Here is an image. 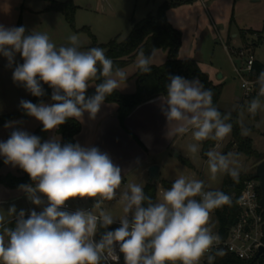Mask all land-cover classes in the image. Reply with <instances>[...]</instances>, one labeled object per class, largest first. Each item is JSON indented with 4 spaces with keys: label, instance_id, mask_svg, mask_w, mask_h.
Listing matches in <instances>:
<instances>
[{
    "label": "clouds",
    "instance_id": "clouds-1",
    "mask_svg": "<svg viewBox=\"0 0 264 264\" xmlns=\"http://www.w3.org/2000/svg\"><path fill=\"white\" fill-rule=\"evenodd\" d=\"M68 40L69 46L57 48L46 33L26 34L24 26L0 24V56L7 59L8 67L15 64L14 83L35 97L45 95L42 82L52 89L51 104L22 99L19 105L45 132L57 130L69 119L82 121L85 113L95 119L106 98L128 78L123 69L114 68L104 49L80 50L75 34ZM155 51L150 55L139 51L136 68L141 73L151 71ZM17 54L22 64H16ZM95 80L101 82L94 85L95 94L87 96ZM168 80L161 112L168 124L176 123V134L191 131L195 142L187 145L188 153L198 154L200 142L222 141L230 135L232 115L222 114L213 105L211 89L204 88L199 79L169 75ZM254 86L256 96L247 104L252 115L264 107V69ZM243 111L241 106V116ZM15 123L10 121L5 128ZM240 123L241 134L248 135L250 130ZM205 155L212 179L221 172L234 181L239 179L235 154L210 149ZM0 157L6 165L28 174L34 186L20 185L19 189L33 205L43 206L40 212L26 213L13 205L7 211L11 220L0 214V264H119L120 254L124 264H202L205 258L207 264H214L224 254L216 247L220 237L212 232L209 221L213 210L231 205L232 197L219 190L205 191L202 180L181 174L154 202L140 183H128L121 190V167L98 147L62 145L56 136L41 142L39 136L18 128L0 141ZM118 190L123 214L116 216L103 205L116 200ZM77 198L92 199V209L64 210L69 200ZM13 220L14 228L9 227ZM117 222L118 228L108 230Z\"/></svg>",
    "mask_w": 264,
    "mask_h": 264
},
{
    "label": "rangeland",
    "instance_id": "rangeland-1",
    "mask_svg": "<svg viewBox=\"0 0 264 264\" xmlns=\"http://www.w3.org/2000/svg\"><path fill=\"white\" fill-rule=\"evenodd\" d=\"M10 1L8 6H1L0 24L17 27V21L21 17L22 26L30 32L46 33L57 48L62 45L69 46L68 38L75 34L79 38L80 50H87L92 44L91 35L95 36L98 43H107L115 38L121 41L129 34L135 22L149 13L155 14L160 5L171 0H73L77 5L73 24L68 23L62 13L45 10L47 0ZM202 1L207 3V8L202 6L203 2L198 1L193 5L176 6L168 14L166 12V16L171 18L174 27L180 32L181 51L189 54L191 58L198 59L202 70L209 72L215 83L222 84L218 107L234 111L243 106V116L239 115L238 123L241 126L242 120L243 126L250 130L245 136L251 138L253 150L264 158V107L255 115L248 113L249 100L243 97L242 76L236 71V68L244 67V58L238 55L242 48L253 53L255 59L264 60V0ZM163 51L167 53V50ZM136 58L131 65H136ZM160 60L155 57L153 62L160 63ZM22 63V58L17 54L16 64ZM7 64V59L0 56V114L17 108L20 105L21 92H28L12 79L15 64L12 67H8ZM126 72L128 81L121 85L122 88L136 83L132 76V68H127ZM243 73L245 74V71ZM92 86L94 87L93 81L90 82L88 90ZM50 99L47 98L46 104H50ZM36 126L37 120L31 117L29 120L21 121L19 129L32 132ZM230 140L231 133L221 141L217 151L225 154L228 148L227 153L235 154L239 162L240 174L253 173L260 160L255 156L237 153L232 147L229 148ZM189 143H184L186 152ZM176 154L178 151H174L162 165L160 180H175L183 174L204 181L205 191L220 189L223 186L225 173H217L215 179H212L207 159L202 156L201 151L196 155L189 153L188 158L193 167L181 163ZM160 180L154 182L159 185ZM157 187L156 200L164 191L160 186ZM118 200L119 197L113 201H105L103 207L116 216L122 215V205ZM93 204L94 201L89 204L90 210ZM87 207L88 205H82L79 208Z\"/></svg>",
    "mask_w": 264,
    "mask_h": 264
},
{
    "label": "trees",
    "instance_id": "trees-1",
    "mask_svg": "<svg viewBox=\"0 0 264 264\" xmlns=\"http://www.w3.org/2000/svg\"><path fill=\"white\" fill-rule=\"evenodd\" d=\"M195 0H171L160 5L155 14H148L140 21L134 23L129 34L121 41L116 38L109 40L107 43H98L94 35L92 37V47L102 48L105 51L107 57L112 59L114 68H122L127 65L135 56L138 55L140 50H143L145 55H150L153 49H165L168 51L167 60L160 65H151V71L149 73H141L138 69L136 73V90L133 93H122L119 90L114 91L110 96L106 98V102H114L118 105V118L120 123H123L126 116L139 104L149 100L158 95L166 96V86L169 83V75H179L188 80L199 79L202 82L204 88L211 89L213 92V105L222 113H231L232 118L229 123L233 125L231 132V140L228 143L229 148H234L237 153H243L247 156H255L259 160H262L258 153L252 148V140L250 137L241 134V126L238 123L240 109L234 111L223 110L218 107V102L222 93L223 86L221 83H214L209 74L202 70L198 61L194 59H181L178 57V50L181 45L180 32L173 27L166 16V12L169 8L176 7L182 4L191 3ZM77 9V5L73 0H53L47 5V11H58L62 13L68 23L73 24L74 14ZM22 26L21 17L17 21V27ZM26 29V28H25ZM31 33L26 29V34ZM264 69V62L255 59L250 72V78L256 79L260 71ZM94 85L100 83V80L93 81ZM42 87L45 90L43 97H35L29 95L25 100L31 101L34 104L43 102L47 98H51L52 89L43 84ZM95 94V87L87 91V96ZM255 96L252 97V99ZM28 117L24 111L18 106L10 112L0 114V125H3L12 120H24ZM257 117V116H256ZM43 125L40 123L36 129L31 133L39 136L41 142L46 140L47 133L42 130ZM81 124L78 120L69 119L65 124L59 126L57 131L62 135L61 144L76 143L75 135L80 131ZM202 156L207 159L205 155L212 147L215 146L216 141L207 140L201 142ZM229 149L226 148L225 152ZM180 161L189 167H192L189 160L180 157ZM4 163V158L0 157V166ZM250 174H240L238 180H233L229 175L225 173L223 179V186L220 189H208L207 191H223L224 193L232 197L231 205H224L217 208L211 213V227L217 231L222 237L226 236L230 226L236 221L239 214V207L237 203V197L242 190L245 180ZM174 180H160L161 187L165 190L170 189ZM0 183L7 187H19L20 185L33 184L27 173L24 171L21 175L6 174L0 175ZM144 192L146 195L152 197L153 201H156L158 187L156 182L149 181L144 186ZM120 226L119 222L111 225L108 230H114ZM9 227H15V221L13 220ZM103 231V230H101ZM96 239H99L97 235ZM123 257V255H122ZM207 264V263H205ZM214 264H256V261H245L233 254L225 253L222 256H217Z\"/></svg>",
    "mask_w": 264,
    "mask_h": 264
},
{
    "label": "crops",
    "instance_id": "crops-1",
    "mask_svg": "<svg viewBox=\"0 0 264 264\" xmlns=\"http://www.w3.org/2000/svg\"><path fill=\"white\" fill-rule=\"evenodd\" d=\"M198 1L201 3L203 2L202 0H195L191 3L182 4L177 7L193 5ZM10 2V0H0V11L2 10L1 6L6 7L10 4ZM49 2L50 1L47 0V5ZM202 6L207 8L208 5L206 2H203ZM174 8L175 7L169 8L167 10V14ZM167 19L174 27V23L168 15ZM181 50L182 45L178 50L179 58L194 59L198 61V59L191 58L189 54L184 53ZM167 53L163 51V49H156L153 59L155 57L159 58L161 59V62H152V65H160L164 63L167 60ZM136 57L137 56H135L127 65L121 68L125 72L127 68H132V76L135 78V82L138 69L136 68V65L131 64ZM259 61L264 62V60ZM207 73L209 74V72ZM121 85L123 86L124 84ZM122 86L120 89H118L122 93H133L136 90V83L135 85H131L127 88H122ZM29 95V92H21L19 101L22 99L25 100V98H27ZM163 99H166V96L158 95L142 102L126 116L123 123H120L118 118V105L114 102L106 101L101 106L100 112L96 115L95 119H90L88 113H85L83 120L79 121L81 124V129L75 135L76 143H79L84 147L95 146L98 147L101 152H106L109 154L113 163L120 166L122 169V175L124 176V179L121 185V190H123L128 183H140L144 187L150 181L148 168L152 164L159 165L161 178L162 165L164 162H166V160H168L174 151H178L176 157H178L179 161L180 157L189 160V153L186 152L184 143L195 142L192 139L191 131L184 135L175 133L176 123L172 122L168 124L165 116L161 112V102ZM47 101L48 100L45 99L43 103H46ZM51 103H53L52 100L50 101V104ZM29 118L31 117L28 116L24 120H12L11 122H16L12 128H5L6 123L0 125V141H6L13 130L17 128L19 129L21 121L24 122L29 120ZM39 124L40 122L37 121V126ZM32 132L29 133L31 134ZM53 136L58 137L60 141L62 140V135L57 132V130L48 132L46 140ZM220 146L221 141H216L215 146L211 149L217 150ZM201 149L202 144L200 146V151ZM226 153L227 152H225V154ZM189 162L191 163L190 160ZM22 172L23 170L18 166L12 167L11 165H6L5 163L0 166V175L2 176L6 174L21 175ZM34 183L35 182H33V186ZM157 186L161 187V184ZM119 191L120 190H118L117 197H119ZM41 198L46 201L45 197L42 196ZM68 202L73 207L79 208L82 205H88L89 207V204H91L93 200L77 198L69 200ZM13 205H15L17 211L24 209L26 213L33 209L37 212H40L42 211L43 207H37L33 205L30 199H28L26 194L21 191L19 187L11 188L0 183V214L5 215L6 220H11V216L8 215L7 211Z\"/></svg>",
    "mask_w": 264,
    "mask_h": 264
},
{
    "label": "built area",
    "instance_id": "built-area-1",
    "mask_svg": "<svg viewBox=\"0 0 264 264\" xmlns=\"http://www.w3.org/2000/svg\"><path fill=\"white\" fill-rule=\"evenodd\" d=\"M238 55L244 58V67L236 68V71L242 76L243 97L250 101L257 93V88L254 86L256 79H251L249 76L251 72L249 67L251 66L252 69L255 57L253 53H249L245 48L240 49ZM243 71H245V74ZM245 81L248 82L247 87L244 86ZM260 196L261 191L258 180L246 179L237 197L239 214L224 237L212 229L210 215L209 227L214 234H218L220 237V243L216 247L222 249L224 254L229 253L245 261H256V264H264V251H260L261 247L264 248V209L260 204ZM76 209L66 203L64 210L71 212ZM86 210H90V208L87 207ZM116 249L119 254L118 245ZM205 263H207L206 258L202 261V264ZM119 264H124L122 254H120Z\"/></svg>",
    "mask_w": 264,
    "mask_h": 264
},
{
    "label": "water",
    "instance_id": "water-1",
    "mask_svg": "<svg viewBox=\"0 0 264 264\" xmlns=\"http://www.w3.org/2000/svg\"><path fill=\"white\" fill-rule=\"evenodd\" d=\"M177 155V154H176ZM149 180L158 181L160 179V167L157 164H152L148 168ZM246 179H257L259 182V187L261 191L260 204L264 209V158L260 160L256 166L255 171ZM260 251H264V248L261 247Z\"/></svg>",
    "mask_w": 264,
    "mask_h": 264
}]
</instances>
